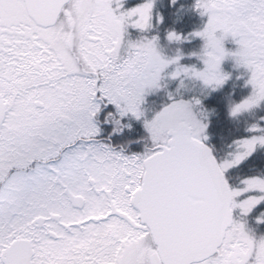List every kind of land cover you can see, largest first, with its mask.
Masks as SVG:
<instances>
[{
    "label": "snow or ice",
    "instance_id": "6c2138e0",
    "mask_svg": "<svg viewBox=\"0 0 264 264\" xmlns=\"http://www.w3.org/2000/svg\"><path fill=\"white\" fill-rule=\"evenodd\" d=\"M0 264H264V0H0Z\"/></svg>",
    "mask_w": 264,
    "mask_h": 264
}]
</instances>
